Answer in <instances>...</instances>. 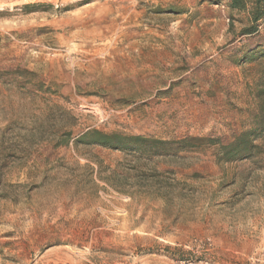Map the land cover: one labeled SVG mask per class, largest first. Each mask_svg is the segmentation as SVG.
Wrapping results in <instances>:
<instances>
[{"label": "rangeland", "instance_id": "obj_1", "mask_svg": "<svg viewBox=\"0 0 264 264\" xmlns=\"http://www.w3.org/2000/svg\"><path fill=\"white\" fill-rule=\"evenodd\" d=\"M240 26L223 0H0V264H264V58L243 48L264 24ZM92 130L215 144L147 157Z\"/></svg>", "mask_w": 264, "mask_h": 264}, {"label": "trees", "instance_id": "obj_2", "mask_svg": "<svg viewBox=\"0 0 264 264\" xmlns=\"http://www.w3.org/2000/svg\"><path fill=\"white\" fill-rule=\"evenodd\" d=\"M223 1H225L228 11L229 31H233L234 23L238 22L241 26L236 36L237 38L252 41L258 37L260 28L264 24V0ZM235 15L238 17L237 20H235ZM243 48L247 49L245 59L252 61L258 58H264V49H262L260 43H256L255 46L250 48L248 45H244ZM263 124L264 117L261 118V123L258 125L261 131L259 132L260 134L264 131ZM249 136V133L247 135H241L237 137V143L229 146H221L219 150H221L225 157H235L238 155L240 149H237L236 147H239L242 151L246 152L251 148L247 140ZM77 143L86 146H99L104 149L129 152L134 155L147 157H155L160 153L174 155L195 149L198 145L203 143H208L210 145L215 144L214 141L208 138L187 137L169 141L134 135L105 134L97 130L88 131L82 134L77 140Z\"/></svg>", "mask_w": 264, "mask_h": 264}]
</instances>
